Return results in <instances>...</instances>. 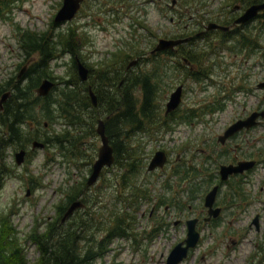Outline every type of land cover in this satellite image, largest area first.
I'll return each mask as SVG.
<instances>
[{
	"label": "rangeland",
	"instance_id": "obj_1",
	"mask_svg": "<svg viewBox=\"0 0 264 264\" xmlns=\"http://www.w3.org/2000/svg\"><path fill=\"white\" fill-rule=\"evenodd\" d=\"M63 0H22L16 7L9 11L5 18H0V83H4L11 74H20L21 70H17V65L22 62L19 47L18 28L32 29L42 31L49 28L51 21L54 20L58 10L62 5ZM152 0H90L82 4V8L77 16L70 22L59 25V29L66 30L70 26L76 27L78 32L84 36L85 44L82 47V58L87 64L99 67L102 60L112 58L115 52L126 49H131L128 54L138 52L145 44V36L147 35L146 27L152 28L154 31L158 29L152 25L158 15V10L155 8ZM147 10V11H145ZM196 11V9L191 12ZM148 13V15H146ZM171 11L167 10L166 21L169 23V16ZM131 16L137 19H142V27H138ZM197 18V17H196ZM148 20L146 24L145 20ZM131 24L136 27V32L132 34ZM146 26V27H145ZM157 26V25H155ZM132 52V53H131ZM118 54V53H116ZM71 56L64 55L51 65L53 75L57 78L55 82H59L62 78H69V66L71 65ZM250 61V68L247 69L248 74L259 71V78L262 77L264 81V39L263 49L257 59H248ZM240 61L237 55L229 54L219 62L213 60L215 64L214 77L220 85L232 87L228 81L237 78L243 71L239 69L237 63ZM258 65L257 67H255ZM24 67H27L26 63ZM171 73V74H170ZM169 73L170 78L167 81L175 82L176 74L172 71ZM22 76V75H21ZM238 81H233V87L238 86ZM242 82V81H241ZM240 82V84H241ZM254 80L251 81L253 83ZM172 83V82H170ZM57 86H60L57 85ZM63 86V84H61ZM188 91L186 90L184 97L185 104L183 105V114L190 112V109L201 108L207 104L211 94L219 87L211 86L204 90L200 84L188 83ZM172 91L170 86L168 89L169 97ZM262 93V100L253 96H248L246 99L243 96L234 98L232 93H226L227 103L223 111L216 112L218 116V123L210 125V129L206 126L209 114L207 113L195 120L198 121L191 132L186 129H181L179 133L168 132L164 137L150 140L146 144V151L141 155L147 159L143 171H146V166L153 156L155 150L159 145H165L164 150L168 153L169 161L164 169L157 170L153 175H148L147 181L144 182L146 191L142 189H135V192L141 196L148 195L152 201V195L160 191L161 187L166 184L168 180L170 185H173V193L164 190V195L169 200L177 195V190L182 195V200L186 201V193H181L182 188L186 189L185 185L179 184L172 178L173 170L182 165L185 161L192 162L196 156L205 157L206 153L203 149L207 148V143L213 133L221 132L223 125L226 124L227 119L237 116L243 108L255 109V105L259 101L262 102L264 108V88L257 89ZM167 97V98H168ZM1 99V97H0ZM162 99L161 103L164 101ZM233 100H235L233 102ZM92 114V113H91ZM93 115V114H92ZM101 117L105 119V114L100 113ZM264 123V122H263ZM96 126V125H95ZM53 129L60 130V125H53ZM264 148V127L258 128L251 132L248 138L250 145L245 146L244 137L240 140V147L231 150L232 156L258 158V164L255 168L249 171V176L242 180L241 189L237 190V194H243L244 199L251 206L248 208L247 214L240 222L236 224V234L230 236L228 231L218 233L204 226L200 228V241L198 245L191 251L190 255L180 264H264V154L258 150V145L252 139ZM159 135V133L157 134ZM156 136V135H155ZM153 137H141L140 139L149 140ZM172 141L170 143L169 141ZM154 143V144H153ZM263 144V145H262ZM101 145V139L96 133L95 136H86L84 143L80 147L82 152L81 159L67 158L70 162H65L61 155L56 152L58 149H48L37 151V155L28 158L27 162L23 161L22 165L16 162L15 148L10 147L7 154H5L6 173L0 183V230L3 229L5 234H14L17 236L23 248V256H25L26 263L34 264L40 253L37 245L31 239L33 231L43 232L50 221V217H54L56 205L60 204L66 194L64 188L71 178L72 181L81 180V173L88 170L89 166L83 168V163L88 161V157H97V150ZM86 147V149H84ZM150 149V151H148ZM90 157V158H91ZM117 165H113L110 169L105 170L102 175L101 182L103 189H111L117 182L116 172ZM77 173V177L73 173ZM32 176L37 180L34 189L27 195V188L30 187L27 182ZM143 174L138 176V180H145ZM238 180L234 181V185L238 184ZM122 190H125L126 201L137 200L138 196L132 197L133 191L128 187L120 185ZM129 190H128V189ZM123 195H121L122 197ZM148 201L149 205H145V216L139 220L131 235L127 238H115L112 245L113 250L105 253L103 257L96 259L94 264H166L167 257L172 251L173 247L180 241L186 238V230L183 223L175 224V220L181 219L185 221L186 217H181L174 208L171 207L169 211H164L161 206V212L166 216V221L169 225L161 232L153 230V223L148 221V215L152 211V202ZM140 200L129 208V215H140L135 213L139 209ZM125 203L123 202L122 205ZM120 206V203H119ZM260 214L259 230L256 224H251L253 218ZM79 215V214H76ZM2 220V222H1ZM229 238V239H228ZM236 243L233 242V239Z\"/></svg>",
	"mask_w": 264,
	"mask_h": 264
},
{
	"label": "flooded vegetation",
	"instance_id": "obj_2",
	"mask_svg": "<svg viewBox=\"0 0 264 264\" xmlns=\"http://www.w3.org/2000/svg\"><path fill=\"white\" fill-rule=\"evenodd\" d=\"M87 1L90 0H84V2ZM152 1L156 3L155 5H152H154L158 10V15L154 24L149 25L156 27L158 30L154 31L152 28L145 26L148 31L145 36V44L142 48L144 50H139L134 53L131 52L132 54L129 53L131 56L124 70L126 73L125 76L130 79L141 78L145 80L146 76H152L154 77L153 81H156L158 84L156 88L158 89L156 102L159 107V116H157L155 126L150 128L148 126H141L139 129H136L135 132L132 131L133 135L131 137L136 138V142H138L144 152H147L146 144H149L150 140H154L155 142L156 140L164 137L168 132L179 133L181 129H186L187 132H191V130L194 129L193 127L198 123L195 119H199L202 116V121L200 122H203V116L207 113H210V116L208 118V122H206V126L210 129L211 124L213 126L216 125L219 120L217 119L218 116H216L215 113L223 111L226 108L227 103L230 102L226 99L225 92L232 93L234 98L243 96L246 99L248 96L254 95L262 100V93L258 92L257 94L256 90L264 88V81L262 82V77L259 78V71L254 70L252 74L247 73V69L250 68V61L248 59H257L262 53L264 39V9L259 10L254 17L246 21H239L248 9L263 4L264 0ZM149 2H151V0H149ZM168 9L172 12L169 16V23L166 21ZM194 9H196V11L191 12ZM146 15H148V13ZM131 17L138 27H142V19H137L134 16ZM143 22L147 24L148 20L146 19ZM136 29L137 28L131 24L132 34L136 32ZM161 40L174 41L177 44H174L173 47L156 50V47ZM127 50L128 52L131 51V49ZM229 54L237 55V58L240 59L237 65L239 69L243 71V74L237 78H233L232 81H228L232 84L230 89L228 85H220L218 81L213 79L215 74V64L212 62L213 60L219 62ZM29 63L30 62L27 61L26 65ZM83 63L88 68L87 62L84 61ZM257 66L258 65L255 67ZM172 71L177 76L175 82L180 80L175 84L173 83L174 81H170L172 83L167 81L170 78L169 73ZM88 72V79L86 81L91 80L90 77L93 74L89 68ZM44 79L53 80L51 78ZM234 80L235 82L238 81L237 87H233ZM252 80H254L253 83H251ZM55 83L57 84V82ZM188 83L200 84L201 88L204 90L209 89L211 86H218L219 88L211 94L212 98L208 100L210 102L201 106V108L193 109L191 112L193 115L189 114L187 116L186 114L189 112L185 115L183 114V105L185 104V92L189 89ZM146 84L149 83H145L144 85ZM107 86L108 84H106V87ZM170 86L172 87V91L168 97L166 95L168 94ZM179 87H182L181 103L176 109L168 112L167 103L169 102L172 93ZM138 90V95H140V91L143 90V87L140 86ZM103 93L104 91L101 90L100 97L97 95L98 100L96 106L99 105V101ZM164 97L165 99L161 103ZM234 101L235 100H233V102ZM90 102L92 101L90 100ZM3 103L2 106L0 105V112L4 110ZM93 106L95 105L93 104ZM263 111L264 108L261 101L255 105V109L253 110H249L246 107L243 108L237 116L227 119V122L223 125L221 132L215 133L214 130H211L213 135H211L208 140L207 148L203 149L206 153L205 157L196 156V159H194L191 163L185 161L188 166H191L194 169V171L191 172V175L194 172L193 181H196L198 183L197 185L203 184L205 187V189H200L199 191L197 190L193 193L194 200L189 201L187 197L186 200H188V202L182 200V195L177 190V195L173 197L174 204H166V197L164 195L165 187H161L157 195H152V201L148 195L141 196L136 193L141 202L138 205L139 211L142 212L141 216L138 215L137 218H134V228H136L137 224H142L139 220L145 216V205L148 206V201L150 200L152 202V211L149 213L147 218L150 223L154 224L153 230L157 229L158 233L163 231V229L169 225L166 221V216H164L161 212L162 206L164 207V211H169L171 207L174 208L178 213H180L181 217H185L190 214L189 217L185 218L184 222H182L181 219L174 221L176 225L179 223L184 224L186 235L188 233V221L194 219L196 220L195 226L199 233V229L206 226L211 229L212 234H214V231L222 233L223 230L228 231L230 236L236 234V224L242 220V218L247 214L248 208L251 206V204L246 202L243 194H237V190L241 189L240 185L242 184V180L250 175L249 171L253 168L245 171L244 173L229 174L227 179H222L221 168L223 166L237 165L241 161L253 160L256 162V165L259 163L258 158L239 157L238 155L232 156L231 150L240 147V140L243 137L245 146L250 145L248 138L250 137L251 132L256 131L260 127H264V118L259 117L257 124L252 125L249 128L243 127L226 139H222L220 137L225 136L227 130L236 122L247 119L253 113ZM152 116L155 117L156 115L153 114ZM101 120L105 124L106 119H103L101 116L97 118L95 135L97 133L96 129ZM62 123V121L56 123L45 121L42 126H36L35 123L29 121V125L27 124L25 127L28 130L31 128L32 135L29 137L30 139L27 140L25 144L5 143V145L0 148L1 152L5 157L8 149L13 147L17 150L15 152V156L17 153L23 152L24 162H27L28 158L30 159V157L38 154L37 151H45L56 147L55 149H58L56 154L58 153L61 155L63 160L69 163L70 159L67 160L68 157L64 155V151L59 149L57 146L51 145L49 142L54 131H61V129L65 127ZM55 124L60 125V130H52L53 125ZM27 131H23L22 134L27 135ZM158 133L159 135H157ZM254 134H256V132H254L251 137L255 141ZM8 135L7 125H4V123L0 120V138L7 137ZM146 136L155 137L149 140L140 139L141 137L143 138ZM36 142L42 143L43 145L35 146ZM169 142L172 143L171 140ZM255 143L259 147V152L264 154V148L261 144H258L256 141ZM164 146L165 145H159L154 153L159 150L165 151L163 149ZM84 149H86V147H84ZM148 151H150V149ZM165 153L168 155L166 151ZM90 157H88L89 160L86 161L85 164L83 163L84 169L86 168V165L89 166V168L88 170H85L84 173H81V180L76 179L72 181L70 178L66 186L62 188L66 193L64 197L74 188L79 192L78 198L68 204L65 213L74 202L78 201L82 204L65 220L63 219V216L62 223L68 219L70 220L75 214H84L92 211L95 213L101 226L98 234L104 235V232L116 223L115 219H117L118 210V199L116 194L118 193L120 186L116 175L117 182L111 191L110 189L104 190L101 178L105 170L110 169L113 165L116 166L117 164L114 161L112 166L104 167L98 179L90 185L88 181L92 174L93 164L95 161V159L93 160V157H91L93 160L91 162ZM3 165L6 168V164L4 162ZM156 171L157 170L149 172L146 168V171H143L142 173L146 179L143 181L138 180V178L134 180L137 187H131V190L133 191L132 194L135 195V188L146 191L144 182L147 181L148 175H153ZM73 175L77 177L76 172H74ZM236 179H239L238 184L234 185V181ZM27 182L30 184V187L27 188V195H29L30 191L33 190L34 186L37 184V180L30 176ZM183 185L185 184L182 183V186ZM185 187H187V185H185ZM215 187L217 189L214 197V203L212 207H206L205 198L210 191L214 190ZM186 189L182 188L181 193ZM63 201L64 200H62V202ZM168 201L170 200L168 199ZM61 203L56 205L55 215L54 217H50V223L55 219L56 212ZM210 210L211 212H209ZM260 218V214H257L253 218L251 224H256L255 220H257L259 225ZM258 225L257 228L259 230ZM233 242L236 243V240L233 239Z\"/></svg>",
	"mask_w": 264,
	"mask_h": 264
},
{
	"label": "trees",
	"instance_id": "obj_3",
	"mask_svg": "<svg viewBox=\"0 0 264 264\" xmlns=\"http://www.w3.org/2000/svg\"><path fill=\"white\" fill-rule=\"evenodd\" d=\"M21 1L0 0V18H5ZM59 25L61 24L53 20L49 28L42 31L18 28L23 60L17 65V70H23V65L27 61L30 63L21 78L18 74H11L7 81L0 83V97L10 92V96L3 103L4 110L0 112V120L7 125L9 135L0 138V148L5 143L25 144L32 135L31 128L28 130L25 127L29 125V121L36 126H42L45 121L51 123L62 121L65 127L61 131H54L49 142L63 150L65 156L81 159L82 152L79 148L82 147L86 136H95L97 118L102 116L100 113H104L106 134L114 148L115 163L118 167L116 175L119 186L123 185L131 190V187H137L134 180L143 173L146 165L145 156L141 155L142 148L136 142V138L131 136L141 126L149 128L155 126L159 116L156 102L158 84L153 81L152 76H146L145 80L125 76L124 70L131 56L127 48L115 52L110 59L102 60L97 68L87 64L93 74L91 80L82 81L78 73L77 58L83 61L81 55L85 38L76 27L70 26L63 30L59 29ZM64 55L72 57L68 72L70 77L62 78L55 83L48 95H38L36 88L44 78L53 80L57 78L53 75L51 65ZM145 83L149 84L144 85ZM59 84L60 86H57ZM90 86L98 97L100 91H104L96 107L90 102ZM140 86L143 90L138 95ZM192 110L193 108L186 115H193ZM153 114L156 116L153 117ZM23 131H27V135L22 134ZM3 157L0 149V183L6 173ZM93 160L90 159L91 162ZM192 171L194 169L184 162L177 166L171 175L177 183L187 185V189L182 193H186L189 201L194 200L193 193L205 189L203 184L197 185L198 183L193 181ZM169 181L165 189L171 194L173 185H170ZM124 192L125 190L119 187L116 194L118 199L116 223L110 226L104 235H99L101 226L92 211L75 214L70 220L62 223L68 204L79 196L75 188L70 191L58 207L55 219L51 223L46 222L48 225L43 232L33 231L30 235L40 253L34 264H94L97 258L103 257L108 251L113 239L130 236V231L135 228L133 216H128L129 208H133L139 198L126 201L129 194ZM133 196L135 195L132 194ZM173 202L174 199L168 201L166 198V204L173 205ZM22 250L16 235H4L3 229L0 230V264H28Z\"/></svg>",
	"mask_w": 264,
	"mask_h": 264
},
{
	"label": "water",
	"instance_id": "obj_4",
	"mask_svg": "<svg viewBox=\"0 0 264 264\" xmlns=\"http://www.w3.org/2000/svg\"><path fill=\"white\" fill-rule=\"evenodd\" d=\"M82 2L83 0H63L61 8L56 14L55 22L61 23V22L71 21L76 16L79 9L81 8ZM261 9H264V3L248 9L245 15L239 21H246L254 17L257 14V12ZM174 44H177V43H175L174 41H169V40H161L160 43L157 45L156 50H161L167 47H173ZM77 63H78L79 76L82 81H86L88 79V73H89L88 68L82 63L80 59H77ZM24 70L25 68H23V70L20 72L19 77L23 74ZM54 86H55L54 81L50 79H44L42 83L40 84V86L38 87L37 93L40 96H46L51 92ZM89 94H90L92 103L96 106L98 99L91 87L89 89ZM181 95H182V87H179L178 89H176V91L172 93L171 98L169 102L167 103L168 112L171 110H174L175 108L179 106L182 100ZM9 96H10V92H6L2 95L0 99L1 106H2V103ZM260 116L264 117V111L260 113L258 112L253 113L247 119L236 122L234 125H232L227 130L225 136H221V138L225 139L226 137L234 134L236 131L240 130L243 127L249 128L252 125L257 124L258 123L257 119ZM96 130L99 136L101 137L102 144L99 148L98 157L93 164V171L88 181L90 185L93 184L98 179L104 167L112 166V164L115 161L114 148L111 145L108 136L106 135L105 124L102 120L99 122V125ZM42 145H43L42 143H37V142L35 144V146H42ZM23 157H24L23 152L16 154L17 164L23 163L24 161ZM166 161H167L166 153L163 151H158L155 153L152 160L150 161L148 169L154 170L157 167H163ZM254 164H255L254 161H241L237 165L223 166L221 168L222 179H227L229 174L242 173L245 170L251 169L254 166ZM216 189L217 188L215 187L214 190L209 192L208 195L206 196V206L212 207L214 203ZM81 205L82 204L78 201L74 202L69 207L67 212L65 213L63 219L65 220L67 217H69L73 213V211ZM211 210L209 212H211ZM255 223L258 225L257 220H255ZM195 224H196L195 219L188 221L187 238L184 241L178 243L173 248V250L170 252L167 258L166 264H180L188 256L189 250L191 248H194L197 245L199 238H200V234L196 230Z\"/></svg>",
	"mask_w": 264,
	"mask_h": 264
},
{
	"label": "bare ground",
	"instance_id": "obj_5",
	"mask_svg": "<svg viewBox=\"0 0 264 264\" xmlns=\"http://www.w3.org/2000/svg\"><path fill=\"white\" fill-rule=\"evenodd\" d=\"M145 160L147 161V158H146V157H144V161H145Z\"/></svg>",
	"mask_w": 264,
	"mask_h": 264
}]
</instances>
